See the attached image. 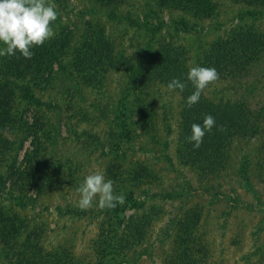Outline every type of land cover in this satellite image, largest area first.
Returning a JSON list of instances; mask_svg holds the SVG:
<instances>
[{
	"label": "rangeland",
	"instance_id": "obj_1",
	"mask_svg": "<svg viewBox=\"0 0 264 264\" xmlns=\"http://www.w3.org/2000/svg\"><path fill=\"white\" fill-rule=\"evenodd\" d=\"M208 1L216 14L197 19L159 0H123L116 18L99 0H54V37L70 36L67 52L34 59L27 73L17 51L16 72L0 82L12 91L0 96V264H264V120L262 134L207 178L214 195L176 158L177 94L157 83L138 90L141 67L163 42L182 49L191 68L238 21L264 32V14L251 18L245 3ZM93 35L114 59L94 58L77 73L76 48ZM252 72L240 84L214 82L203 96L235 94L261 107L264 61ZM19 84L37 101L19 97ZM95 171L114 181L123 205L78 207L77 189Z\"/></svg>",
	"mask_w": 264,
	"mask_h": 264
},
{
	"label": "trees",
	"instance_id": "obj_2",
	"mask_svg": "<svg viewBox=\"0 0 264 264\" xmlns=\"http://www.w3.org/2000/svg\"><path fill=\"white\" fill-rule=\"evenodd\" d=\"M99 1L110 7V10L106 11V15L116 18L112 12L117 9L118 4L123 2V0ZM159 1L162 6L197 19L210 18L216 14L215 4L208 0ZM236 1L246 4L245 6L249 8L247 13L251 18L264 14V0ZM118 17L122 18L120 14H118ZM126 19L128 20V17ZM179 25L187 27L189 23L186 20H180ZM69 37L67 33L56 35L53 39L45 42L43 48L38 46L31 59L24 58L19 52L21 63L27 68L32 64L34 59L39 60L44 55L49 57L51 53L50 61L57 59L55 57H59L67 52L66 46H68ZM92 38L93 41H84L76 48L77 51L73 56V66L75 68L74 71L76 70L77 73H79L80 65L90 68V63L94 62V58L97 61L104 58L109 62H112V59H114V56H111L112 47L109 44L98 45L97 40L99 38L94 35ZM159 48V50L151 55L150 60L144 63L145 66L141 67V70L145 69V74L138 80V90L140 94H144L155 83L167 88L168 83L174 78H178L186 84V88L183 91L179 89L173 90L177 94L180 104L176 158L182 164L188 166L195 175L197 174L199 177L198 182L201 181L199 179H204L200 182L202 184L201 190L215 195L217 192L213 190L211 183H207V178L211 174H218L228 167L230 159L231 161L234 160L237 151L247 141L262 134L264 102L261 107L259 106L260 108L251 109L245 99L239 95L234 94L231 98H219L211 101L204 97L202 93L199 102L189 108L187 106V97L195 89L192 83L187 80L190 66L186 60V54L176 44L163 42ZM205 52L202 54L201 61L196 66L215 67L220 77L215 82L233 81L238 84L243 83L248 77L252 76V71L255 68L257 69L264 61V32L260 26L238 21L223 36L214 39ZM12 57L7 55L0 57V82L2 84L7 80L9 75L16 72L13 70L16 57ZM44 61L46 62V60ZM27 73H33V70L27 68ZM25 75L22 77L24 78ZM89 75L87 78H90ZM20 85H15V88L19 87L20 89L19 97L27 101H37L27 85ZM9 92H12L11 87L4 88L3 85L0 87V96L5 95L8 97ZM140 101L142 105L148 103L144 98H140ZM206 114H210L215 118L216 126L210 132H206L200 147L194 148V142L188 140V137L191 135V125L192 123L202 124ZM142 123V127H140L142 130H145L148 122L145 120ZM220 126L224 127V131L218 130ZM243 165V163L239 165L236 173L239 170H244ZM245 175L243 174L241 177L245 179ZM3 184V178L0 176V185ZM176 239L177 236L175 234L174 240Z\"/></svg>",
	"mask_w": 264,
	"mask_h": 264
},
{
	"label": "clouds",
	"instance_id": "obj_3",
	"mask_svg": "<svg viewBox=\"0 0 264 264\" xmlns=\"http://www.w3.org/2000/svg\"><path fill=\"white\" fill-rule=\"evenodd\" d=\"M58 15L54 0H0V43L6 46L0 48V57L13 56L19 51L24 58L31 59L34 46H41L46 40L54 37L52 25ZM219 78L215 67H191L187 80L195 90L187 97V106L191 108L198 103L204 90ZM167 88L169 91H183L186 84L174 78ZM214 126L216 121L210 114L204 116L202 124L192 123L188 140L194 142V148L200 147L206 132H210ZM218 130L224 131V127L220 126ZM77 191L80 196L78 207L81 210L90 209L94 201L101 210L114 209L126 201L124 194L115 193L114 181L106 179L103 171L87 175Z\"/></svg>",
	"mask_w": 264,
	"mask_h": 264
}]
</instances>
